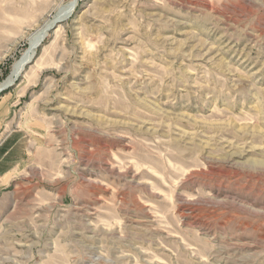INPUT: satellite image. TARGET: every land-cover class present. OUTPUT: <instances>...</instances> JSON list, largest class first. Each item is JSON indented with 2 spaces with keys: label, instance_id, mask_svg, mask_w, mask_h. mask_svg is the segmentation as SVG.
<instances>
[{
  "label": "rangeland",
  "instance_id": "obj_1",
  "mask_svg": "<svg viewBox=\"0 0 264 264\" xmlns=\"http://www.w3.org/2000/svg\"><path fill=\"white\" fill-rule=\"evenodd\" d=\"M71 1L0 0V84ZM1 140L0 264H264V0L78 1Z\"/></svg>",
  "mask_w": 264,
  "mask_h": 264
},
{
  "label": "bare ground",
  "instance_id": "obj_2",
  "mask_svg": "<svg viewBox=\"0 0 264 264\" xmlns=\"http://www.w3.org/2000/svg\"><path fill=\"white\" fill-rule=\"evenodd\" d=\"M80 0H73L66 6L59 9L56 16L53 17L52 21L46 22L41 26L28 40V49L21 55V57L12 65L8 77L0 84V90L8 88L14 84V82L25 73L26 67L29 65L31 60L34 58V50L38 47L39 43L46 37L47 32L54 23L62 22L68 17L74 10L76 4ZM255 165H261L264 167V161L255 162ZM260 166V167H261ZM264 170V169H263Z\"/></svg>",
  "mask_w": 264,
  "mask_h": 264
},
{
  "label": "crops",
  "instance_id": "obj_3",
  "mask_svg": "<svg viewBox=\"0 0 264 264\" xmlns=\"http://www.w3.org/2000/svg\"><path fill=\"white\" fill-rule=\"evenodd\" d=\"M3 143H4V141L1 140L0 141V149L2 148ZM1 180H2V178L0 177V195L3 194L4 189H5L4 185L1 183Z\"/></svg>",
  "mask_w": 264,
  "mask_h": 264
},
{
  "label": "water",
  "instance_id": "obj_4",
  "mask_svg": "<svg viewBox=\"0 0 264 264\" xmlns=\"http://www.w3.org/2000/svg\"><path fill=\"white\" fill-rule=\"evenodd\" d=\"M50 30V29H49ZM40 44V43H39ZM39 46V45H38ZM11 87V86H10ZM5 89H7V87L6 88H3V89H1L0 90V93L2 92V91H4Z\"/></svg>",
  "mask_w": 264,
  "mask_h": 264
}]
</instances>
